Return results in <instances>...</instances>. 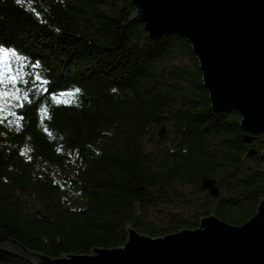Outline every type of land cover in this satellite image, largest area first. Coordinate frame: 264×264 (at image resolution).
Returning a JSON list of instances; mask_svg holds the SVG:
<instances>
[{"label":"trees","instance_id":"obj_1","mask_svg":"<svg viewBox=\"0 0 264 264\" xmlns=\"http://www.w3.org/2000/svg\"><path fill=\"white\" fill-rule=\"evenodd\" d=\"M133 11L129 0H0V39L27 57L15 121L0 118V232L31 250L88 253L124 243L127 224L157 236L213 212L240 224L264 194L261 136L244 141L238 111L210 108L182 36L148 38ZM0 264L33 263L0 243Z\"/></svg>","mask_w":264,"mask_h":264},{"label":"water","instance_id":"obj_2","mask_svg":"<svg viewBox=\"0 0 264 264\" xmlns=\"http://www.w3.org/2000/svg\"><path fill=\"white\" fill-rule=\"evenodd\" d=\"M132 20L150 39L176 33L191 46L210 108L236 110L244 141H264V0H129ZM250 154L255 149L249 150ZM264 158V149L260 153ZM201 186L219 195L216 180ZM124 243L57 257L31 250L0 232L7 250L33 264H264V194L253 215L228 224L214 212L194 228L151 236L126 225Z\"/></svg>","mask_w":264,"mask_h":264},{"label":"snow or ice","instance_id":"obj_3","mask_svg":"<svg viewBox=\"0 0 264 264\" xmlns=\"http://www.w3.org/2000/svg\"><path fill=\"white\" fill-rule=\"evenodd\" d=\"M19 46H13V42L9 40L0 39V89L3 86L12 85L13 91L8 92L0 90V99L5 97H11L19 99L20 89L15 88V85L22 79V70L24 63L27 61V57L21 54L22 49L18 50ZM15 62V63H14ZM32 67H40V62H35ZM36 80H40L44 84H48L47 80H42L39 74L36 75ZM80 89H74L70 92H60L59 95H53L51 99L57 104L64 102V98L67 96H75L79 93ZM115 91V89H113ZM25 100H28L27 95L24 96ZM23 106V105H21ZM0 111H3V105H0Z\"/></svg>","mask_w":264,"mask_h":264},{"label":"rangeland","instance_id":"obj_4","mask_svg":"<svg viewBox=\"0 0 264 264\" xmlns=\"http://www.w3.org/2000/svg\"><path fill=\"white\" fill-rule=\"evenodd\" d=\"M6 88H8V85L6 84L5 86H3L2 89L0 90H4V91H8ZM12 92V91H11ZM17 99L11 98V97H5L3 99H0V105H3V111H0V118L6 117V120H11V121H15L14 119V115H13V106L14 103ZM152 212V211H151ZM154 213H156L154 211ZM153 216V213H151Z\"/></svg>","mask_w":264,"mask_h":264}]
</instances>
